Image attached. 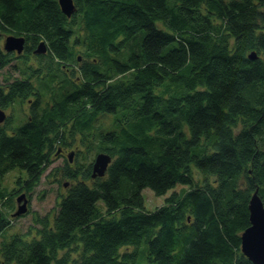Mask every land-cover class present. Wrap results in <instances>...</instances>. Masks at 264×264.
<instances>
[{
  "label": "trees",
  "instance_id": "1",
  "mask_svg": "<svg viewBox=\"0 0 264 264\" xmlns=\"http://www.w3.org/2000/svg\"><path fill=\"white\" fill-rule=\"evenodd\" d=\"M72 1L67 18L57 0H0L2 36L25 39L18 56L0 44V72L21 77H2L0 110L31 100L0 127V264H252L240 236L255 191L264 204V0ZM61 147L75 157L53 170L68 189L52 219L9 234L11 200ZM99 153L111 162L91 179ZM145 189L163 205L147 211Z\"/></svg>",
  "mask_w": 264,
  "mask_h": 264
},
{
  "label": "rangeland",
  "instance_id": "2",
  "mask_svg": "<svg viewBox=\"0 0 264 264\" xmlns=\"http://www.w3.org/2000/svg\"><path fill=\"white\" fill-rule=\"evenodd\" d=\"M5 35L0 38L1 45L3 43V38ZM10 67H7L0 72V82H2V77L7 75L8 73L11 74V78L13 79L21 78L19 75L20 72L18 70L16 72L13 68ZM18 105V103H15L13 105V110H10L8 113L11 117H13V127L20 125L21 119H24L27 113V104H23L22 107H19ZM66 148L67 150L70 149L69 147ZM72 151L73 150L71 149V152ZM74 157L75 156L72 155V162ZM51 160L52 162L50 166L41 176L39 183L34 186V188L30 190V192H22L21 190H19V192L11 200L10 204H13V209L9 212V214L15 212L17 208L15 201L18 197H20L21 195L28 197V204L26 205L27 212L24 215L13 220L11 228L7 231L9 234L12 232L25 233L27 229H31L33 231L34 216H47L49 220L52 219L54 211L56 210L55 208L57 207V203L59 202L60 197L66 194L68 186L63 187V184L66 183L67 180L61 178L60 170L55 173V176L53 173L54 169H61L64 166L65 159L53 156ZM66 162H68V159L66 160ZM18 176V170H14L8 173L2 180L3 186L9 190L13 188L15 189V180ZM197 178H199V175H197ZM57 180H60V183H58ZM179 188L180 186H177L175 190H178ZM142 197L144 200V208L147 211H153L155 208L163 205L166 196L156 197L150 190L145 189L142 191Z\"/></svg>",
  "mask_w": 264,
  "mask_h": 264
},
{
  "label": "water",
  "instance_id": "3",
  "mask_svg": "<svg viewBox=\"0 0 264 264\" xmlns=\"http://www.w3.org/2000/svg\"><path fill=\"white\" fill-rule=\"evenodd\" d=\"M62 14L67 18L74 13L75 7L72 0H57ZM2 33L0 31V38ZM25 39L23 37L4 36L2 49L7 53H15L17 56L21 55L24 50ZM46 45L44 42H40L34 54L42 55L46 53ZM248 57L252 60L256 59L255 53H251ZM5 119L4 112L0 110V123ZM59 151H57L58 153ZM73 152L68 154V163H72ZM111 162L110 156L99 153L97 154L91 164V179L102 178L105 175L106 169ZM67 183L63 184L66 187ZM18 204L13 218H18L27 212V201L24 199V195H21L16 199ZM22 202V204H21ZM249 211V226L244 230L240 236L241 253L252 264H264V204L259 198L257 191H255L248 204ZM189 221V218L187 219Z\"/></svg>",
  "mask_w": 264,
  "mask_h": 264
},
{
  "label": "flooded vegetation",
  "instance_id": "4",
  "mask_svg": "<svg viewBox=\"0 0 264 264\" xmlns=\"http://www.w3.org/2000/svg\"><path fill=\"white\" fill-rule=\"evenodd\" d=\"M15 55V54H14ZM34 93V92H33ZM32 93V94H33ZM31 102V100H26V101H24V103L23 104H27V107H28V105H29V103ZM23 104H22V106H23ZM21 106V107H22ZM10 110H12V108H6V109H4V110H2L3 112H4V115H5V119H4V121L2 122V123H0V127L1 126H3L5 123H6V121H10V123H11V126H13L12 125V121H13V117H11L8 113H9V111ZM13 116V115H12ZM27 116V113H26V115H25V117ZM23 120H25V118L24 119H21V122L23 121ZM71 149L72 148H70L69 150H67V148H64V147H61L58 151V153H57V156L56 157H61V158H63V159H65V160H67L68 159V157H67V155L69 154V152H71ZM73 151V153H75V150L74 149H72ZM65 164V163H64ZM67 165H73V163H67ZM23 192V191H22ZM27 194V193H26ZM24 199L27 201V204H28V197H25L24 196ZM15 203H16V205L18 206V204H17V202L15 201ZM22 203V202H21ZM26 204V205H27Z\"/></svg>",
  "mask_w": 264,
  "mask_h": 264
},
{
  "label": "bare ground",
  "instance_id": "5",
  "mask_svg": "<svg viewBox=\"0 0 264 264\" xmlns=\"http://www.w3.org/2000/svg\"><path fill=\"white\" fill-rule=\"evenodd\" d=\"M58 150H59V149H58ZM58 150H57V151H58ZM70 153H72V152H70ZM70 153H69V154H70ZM56 156H57V153H56Z\"/></svg>",
  "mask_w": 264,
  "mask_h": 264
}]
</instances>
